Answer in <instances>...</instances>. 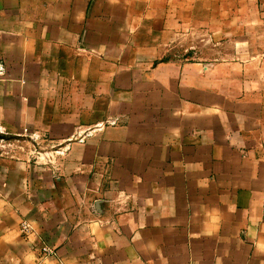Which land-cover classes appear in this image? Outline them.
Returning a JSON list of instances; mask_svg holds the SVG:
<instances>
[{"label":"crops","instance_id":"crops-1","mask_svg":"<svg viewBox=\"0 0 264 264\" xmlns=\"http://www.w3.org/2000/svg\"><path fill=\"white\" fill-rule=\"evenodd\" d=\"M0 119V264H264V0H0Z\"/></svg>","mask_w":264,"mask_h":264},{"label":"rangeland","instance_id":"rangeland-1","mask_svg":"<svg viewBox=\"0 0 264 264\" xmlns=\"http://www.w3.org/2000/svg\"><path fill=\"white\" fill-rule=\"evenodd\" d=\"M16 120L0 119V159L8 158H36V134L27 129H16ZM48 140L42 144H47ZM47 151V150H46ZM45 152V150H43ZM42 253L51 252L49 248H42Z\"/></svg>","mask_w":264,"mask_h":264},{"label":"built area","instance_id":"built-area-1","mask_svg":"<svg viewBox=\"0 0 264 264\" xmlns=\"http://www.w3.org/2000/svg\"><path fill=\"white\" fill-rule=\"evenodd\" d=\"M19 230L23 235H26L31 232L32 227L27 221H22L19 225Z\"/></svg>","mask_w":264,"mask_h":264}]
</instances>
